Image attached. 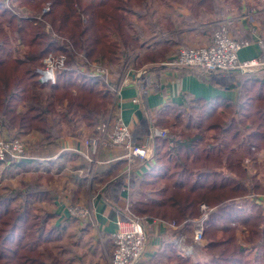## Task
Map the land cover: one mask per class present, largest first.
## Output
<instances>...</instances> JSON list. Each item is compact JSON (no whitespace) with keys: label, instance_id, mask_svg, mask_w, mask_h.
<instances>
[{"label":"trees","instance_id":"obj_1","mask_svg":"<svg viewBox=\"0 0 264 264\" xmlns=\"http://www.w3.org/2000/svg\"><path fill=\"white\" fill-rule=\"evenodd\" d=\"M17 1L32 15L48 6L42 17L63 40L54 38L41 22L17 17L0 2V127L8 134L39 132L44 140L80 134L82 128L94 130L107 111L111 91L103 76L76 69L77 55L92 64L122 62L141 47L137 30L142 29L141 13L152 0ZM172 1L194 5L196 16L204 8L199 16L220 14L216 0H167V4ZM50 53L66 58L55 85L41 83L37 73ZM166 56L167 40H159L142 56L141 64L158 63ZM232 81L240 90L237 104L192 101L185 107L169 104L159 112L154 125L171 132L154 139V165L132 184L130 209L136 215L174 221L182 231L205 203L215 211L204 234L212 259L202 264H264V215L245 201L258 185L244 166L264 151V81L253 76L219 78L229 87ZM195 108L196 117L187 114ZM135 134L147 136V124ZM131 139L135 143V135ZM120 183L114 184V193ZM19 196L0 194V264H65L61 257L67 252L53 246L61 241L59 230L47 226L49 216L36 212L29 196L26 200ZM239 226L247 233L243 241L248 248L236 242ZM174 262L199 264L179 255Z\"/></svg>","mask_w":264,"mask_h":264},{"label":"crops","instance_id":"obj_2","mask_svg":"<svg viewBox=\"0 0 264 264\" xmlns=\"http://www.w3.org/2000/svg\"><path fill=\"white\" fill-rule=\"evenodd\" d=\"M216 4L220 14L200 23L197 21L198 17L194 18L196 15L191 17L186 9L179 7L181 9L178 10L177 17L183 19V23L173 22L171 33L156 39V42L167 40L165 59L158 62L157 66H154L157 63L145 65H151L145 85L141 84L139 78H134L126 86L120 87L116 109L131 134L135 135L137 146L145 145L149 134L142 137L135 133H139L145 123L150 132L151 122L166 105L185 107L192 101L213 100H227L232 104L239 102L240 90L236 82L232 81L229 87L219 82V78H245L248 73H217L207 76L200 71L172 68L163 64L171 61L182 47L209 45L213 31L211 25L225 17L234 19L230 29L231 36L248 43L238 52L239 62L262 60L263 54L258 42L264 38L261 27L264 0H216ZM258 72L255 78L264 81V68ZM118 81L119 79L113 82ZM29 135L33 137L30 138ZM22 138L28 144L26 158L18 163H0V190L6 192L19 183V198L26 200L29 196L30 204L32 203L36 212L49 216L47 226L60 230L61 234L69 232L70 247L77 253H82L80 257L84 263L109 264L107 257L109 252L112 254L111 235L115 230V220L120 211L125 210V202L130 204L131 188L133 190L135 186L129 185V175L131 173L133 183H137L148 174L154 165L156 144H153L154 157L148 161L128 160L124 158L122 148L114 147L100 151L94 159L97 163L90 164L85 157L89 149L76 135L44 140L39 132L33 131L31 134H22ZM256 157L254 161H245L244 166L247 174L256 180V189L261 188V192H264V152H258ZM89 166L93 169V174L88 173ZM247 167L252 169L248 171ZM118 181L121 183L114 193V184ZM32 183L36 185L31 187ZM242 201L236 202L240 204ZM245 201L249 202V199ZM75 204L88 208L89 214L85 219L77 220L69 216L68 208ZM262 212L264 214L263 210ZM172 235L164 226H151L142 260L152 261L160 257L167 259V250L173 248ZM63 240L61 236V242ZM204 258V254H201L198 262H206L207 259ZM70 259L73 263L75 257ZM78 261L76 258L75 262Z\"/></svg>","mask_w":264,"mask_h":264},{"label":"built area","instance_id":"obj_3","mask_svg":"<svg viewBox=\"0 0 264 264\" xmlns=\"http://www.w3.org/2000/svg\"><path fill=\"white\" fill-rule=\"evenodd\" d=\"M3 7L9 8V0H1ZM6 9V8H5ZM48 8H44L41 15L46 14ZM233 19L225 17L219 20L215 25L216 29L212 32L211 42L209 45L200 48H181L173 56L172 60L164 65L172 68L187 69L190 71H200L204 75H213L217 73H250L259 65L261 60H251L239 62L238 52L246 47V41L235 40L230 34V28L233 25ZM262 31L264 33V16L262 18ZM264 37V35H263ZM259 46L262 54H264V38L259 40ZM63 56L51 55L43 61L44 69L39 70V81L43 84L55 85L56 73L64 66ZM106 72L101 68L93 69V77L105 76ZM139 78L138 77H135ZM120 88L114 91L115 101L119 97ZM115 105V102H114ZM107 118V117H106ZM96 136L90 137L85 142V146L90 149L92 156H96L100 150L113 147H120L124 150V158L128 160L140 159L148 161L154 157V139L156 137L164 138L162 133L154 132L149 137L151 144L137 146L132 142L131 132L129 127L123 122L118 113L115 117H108L98 122L95 130ZM25 148L21 144H11L0 142V161L4 160L6 154H10L11 159L15 163L24 159ZM90 163H93L89 159ZM251 197V196H250ZM250 197L248 199H250ZM254 203L264 211V194L256 195ZM215 208L209 207L207 204H200L198 207V217L195 220L189 221V226L192 231V241L190 245H186L184 236L180 235L173 238V248L184 253L186 256L194 254V245H197L202 240L204 229L211 213ZM70 217L85 219L88 215V210L83 206H74L68 208ZM115 233L112 235V245L114 252L110 259V264H135L141 259L146 251L147 245V229L151 226L161 225L168 229H175V222L164 223L162 221L146 222L140 218L119 215L115 223Z\"/></svg>","mask_w":264,"mask_h":264},{"label":"rangeland","instance_id":"obj_4","mask_svg":"<svg viewBox=\"0 0 264 264\" xmlns=\"http://www.w3.org/2000/svg\"><path fill=\"white\" fill-rule=\"evenodd\" d=\"M186 6L188 8H186ZM179 7H183L184 9H186L188 11V13L190 14L191 17L195 16V14H194V11H195L194 10V5L179 4V2H176V1H172L168 5L167 4V0H152L150 2V7L148 8V10L144 11L143 13H141L142 16L144 15V18H143L144 24L141 23V26L140 27L142 29L137 30V32L140 34V41L138 43V46H141V47L140 48H137L136 50H134L133 52H131L127 56V58H125L122 62H120L118 64H115V65H112V66H105L104 64H92L84 56L77 55V58H76V62H77L76 69L79 72H86V71H88L90 73H93V69L95 67L101 68L102 70H104L106 72V75L104 76V80H105L107 86L109 87V89L111 91V101L109 103V106L107 108L106 113L98 120V122L100 120H102V119H107L108 117H112V116L115 117L117 113H118V115H120L119 112H118V110L116 109V102H117V100L115 101V97H114V95H115L114 94V91L115 90H117L118 88H120V87H122L124 85L126 86L127 84H129V82L131 81V79L133 81L135 77H138V75H139V81L141 82V84H142L143 80L144 81L147 80V77H148V75L150 73V70L148 68H150L151 65L145 66L146 64L145 65L141 64V58L156 43V39L157 38H162L161 36H166L167 33H171L170 30H172L173 27L172 26H169V25H171L173 22L176 23V24L183 23L182 21H184V20L183 19H179L177 17L178 10L181 9ZM222 7H224V6L222 5ZM4 8L8 9L5 6H4ZM9 8L11 9L10 11H12L17 17H20V18L26 17V18H30V19L33 18L36 21L41 22L43 25H45V28L50 32V34L54 38H58L60 40H63V38L59 37L53 31V29H51V27L48 24V22L45 21L43 19L42 15H41V12H42V10L44 8H48L49 9L48 6L47 7H44L41 10L40 14H38V15L37 14L36 15H32V14L29 13V11L19 8L18 1L17 0H9ZM204 9L199 10L197 12L198 15L195 16L194 18L198 17L199 14H200V12H203L202 10H204ZM225 15H227V14H225ZM211 16H213V15H208L206 13H202V15H200L198 17L197 21L199 23L200 22L207 21V19L209 17H211ZM233 22H234V19H233ZM211 26H213V29H212L213 31L212 32H214V30L216 29V27H215L216 25H213L212 24ZM167 30H168V32H167ZM200 47H204V46H200ZM200 47H198V48H200ZM182 48L194 49V48H190V47H182ZM176 53H175V55H176ZM49 55H51L52 57L61 56V55H56V54H52V53L47 54V56H49ZM47 56H45V58L43 59V61L45 59H47ZM63 59H65L64 62H66L65 56H63ZM261 63H262L261 65H259L257 67H254L255 69L253 71H251L250 73H248V76L255 77L256 75H258V73H259L258 71H260L261 68H264V60L263 59L261 60ZM163 64H165V63H163ZM157 65H159V63L154 64V66H157ZM42 69H44V65L42 66L41 69H38L37 70V73H38L39 70H42ZM61 70H59V71H61ZM256 72H258V73H256ZM57 73H56V75H57ZM118 79H119V81L117 83H115ZM113 81H115V82H113ZM114 102H115V105H114ZM197 112H198V110L195 108V109L190 110L187 114L188 115H191L192 114L194 117H196V113ZM157 117L158 116H156L155 119H157ZM154 121L151 122L152 126L150 128L149 136L146 137V140H145L146 142L144 144H147V143L151 144V139L149 137L151 136V134H154V132L162 133L165 137H167V132L168 133H169V131L171 132V130L168 127H166L167 125H165L166 128H164V129H161L159 127H156L154 125ZM98 122L95 125L94 130H92V129L89 130L88 128H82V132L80 134H79V131H76L75 132L76 133L75 135L78 136V137H80V139L83 141V144H85V142L87 141L88 138L93 137V136H96L95 130H96V127L98 125ZM171 123H172V120L170 118L169 119V125ZM173 130H177V129H173ZM5 131L9 132L8 130H6V129L3 130L0 127V142H3V143H11V144H21V146L23 148H25V151H24V159H25L26 158V151H27V146L26 145H28L26 143L27 141L25 140V138H22V134L9 133L10 134V136H9V134L6 132L7 133V135H6ZM3 132L5 133V135L2 134ZM30 134H31V132H30ZM11 135H16V136H11ZM29 137L31 138V137H33V135L32 136L29 135ZM32 140H33V138H32ZM108 149H110V148H108ZM102 150H105V149H102ZM102 150H100V151H102ZM257 153L255 155V158H257L256 157L257 156ZM98 154L96 156H92L91 153H90V149H89V153L85 157L88 158V159H90V160H92L93 163H97V162H94V159L97 158ZM24 159H22V160H24ZM0 163H9V164L11 163L12 164V163H15V161H13V159H11L10 154H6L5 157H4V160L3 161H0ZM93 163H90V164H93ZM249 169H252V168L251 167H247V170L248 171H250ZM88 173L89 174H93L94 173L93 169L90 166L88 168ZM88 173H87V175H89ZM6 182H8V181H5V183ZM130 183H131V185L133 184L132 174L131 173L129 175V185H130ZM18 185H19V183H17L15 185L16 186L15 188H11V190L8 189L6 192H3V191L0 190V194L18 193V191L20 190L19 189L20 186L18 187ZM35 185H36L35 183H32L31 187H34ZM118 189H117V191H118ZM255 191H257V192L255 193ZM261 194H264V192H261V188H258V190L255 189V188H253L251 190V193L246 198L248 199L251 196L250 199H249V202L254 203V198L256 197V195H261ZM237 200L240 201L242 199L239 198ZM125 204H126V208H125V210L123 209L122 212L120 211V215H122V214L124 215L125 214L126 216H130V217L132 216V217L140 218V219H142V220H144L146 222L162 221V222L167 223V224L168 223L170 224V223L174 222V221L167 222L165 220H162V219H159V218L149 217L147 215L142 216V215L133 214V212L130 209V204H127L126 202H125ZM29 205L32 206V203L29 204ZM74 206H82V205L75 204V205H71L70 207H74ZM114 206H115V204H114ZM83 207L88 210V208L86 206H83ZM258 207L260 209H262L260 206H258ZM88 214H89V211H88ZM117 217H119V214L117 215ZM197 217H198V215H197ZM71 218H74V217H71ZM196 218H193L190 221L195 220ZM76 219L77 220H82L80 218H76ZM116 221H117V218H116L115 222ZM165 228L167 229V231L169 232V234L170 233L173 234L172 235L173 238L174 237H178L180 235L184 236L183 238H184L185 243H188L186 245H190V243L192 241V231H193L191 228L190 229H187V230L180 231L178 224H176V227H175L174 230L173 229H168L167 227H165ZM115 229H116V225H115ZM205 229H206V227H205ZM205 229H204V233H203L202 240L200 241V243L197 244V245H194V254L189 255V256H186L184 253H182L180 251H177L175 248H173L171 250L170 249L167 250L168 259L161 258L160 257V258H155L152 261H145V260H142V258H141V259L137 260L135 262V264H176L174 262L175 255H179V256H183V257L190 258L192 262H197L199 264L208 263L212 259V256L211 255H208L207 252H206V249H205V246H206V243H207V238H206L207 236H204ZM242 229L243 228L241 226L237 227V230H236V233H235L236 234V242H237L238 245H243L245 248H248L249 245L245 244L244 241H243L244 238L246 237L247 233L244 232V231H242ZM149 230H150V228L147 229V241H148V232H149ZM59 233H60V230H59ZM114 233H115V230L112 233V235ZM112 235H111V242H112ZM60 236H62L64 238V240L62 242L60 241V243H58V242L57 243H54L53 246H56L55 249H58V246H60L62 248V252H65V251L67 252L66 256H64V257L62 256L61 257L62 260L65 262V264H87V263H84V261L81 260L82 258L80 256H81L82 253H77L74 248L72 249L70 247V245H71L70 244V239H68L70 237V233L69 232H67L65 234H61L60 233ZM173 238H171V239H173ZM51 246H52V244H51ZM55 251H57V250H55ZM113 252H114V246H113V249H112V254H113ZM112 254L109 252L108 257H107V259L109 261V264H110V259L112 257ZM199 254L200 255L201 254H204V256H205L204 259H207V261L206 262H202V263L201 262H198V258L200 256ZM71 257H75V259L78 258L79 261L78 262H75V259H74L73 263H71V261H70L71 260L70 259ZM89 264H92V262H90Z\"/></svg>","mask_w":264,"mask_h":264}]
</instances>
